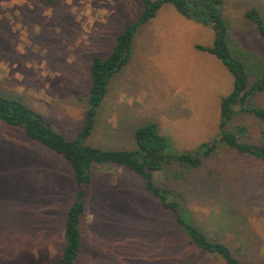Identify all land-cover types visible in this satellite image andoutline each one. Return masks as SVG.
Masks as SVG:
<instances>
[{
  "label": "rangeland",
  "instance_id": "obj_1",
  "mask_svg": "<svg viewBox=\"0 0 264 264\" xmlns=\"http://www.w3.org/2000/svg\"><path fill=\"white\" fill-rule=\"evenodd\" d=\"M155 1V0H153ZM264 0H228L225 18L233 54L251 82L264 72V40L244 18ZM142 0H0V96L41 113L69 140L85 127L93 59H106L116 37L139 19ZM210 27L164 5L139 26L128 64L115 74L86 144L131 150L146 122L180 150H194L218 132L221 98L233 88L232 74L213 55ZM264 107V93L253 100ZM257 142L264 126L240 115ZM154 173L157 185L175 192L165 208L147 181L130 168L94 163L80 224L75 264H224L194 243L178 217L209 239L226 243L243 264L264 257V162L221 144L198 170L174 179ZM77 181L65 158L28 138L23 128L0 121V264H57L63 255L68 213Z\"/></svg>",
  "mask_w": 264,
  "mask_h": 264
},
{
  "label": "trees",
  "instance_id": "obj_2",
  "mask_svg": "<svg viewBox=\"0 0 264 264\" xmlns=\"http://www.w3.org/2000/svg\"><path fill=\"white\" fill-rule=\"evenodd\" d=\"M57 0H49L54 3ZM144 10L138 20L130 24L115 40L112 52L106 59L95 57L91 66L92 84L87 99L85 127L74 140H69L59 132L41 113L23 103L0 96V121L13 127L23 128L25 135L62 155L70 163L77 181L76 201L71 207L64 233L65 247L57 264H75L81 248L82 233L80 224L86 212V198L92 183L94 163H111L130 168L141 175L148 189L161 199L165 208L180 210V204L169 202V196L175 192L155 183L154 173L171 170L174 179L186 178V173L203 167L204 162L212 158L221 144L239 154L251 155L264 162V130L257 142L243 140L249 136L248 128L239 125V135L229 128L233 120L240 115H252L264 126V107L253 104V100L264 93V72L251 82L248 68L232 51L230 27L225 18L228 0H142ZM172 5L176 11L188 20L206 27L214 33L212 46L197 45V50L215 56L232 74L233 88L220 101L218 132L209 141L201 143L194 150L180 151L170 139L161 134L156 122H146L134 133L135 146L131 150L102 149L86 144L96 124L97 114L106 97L112 77L129 62L135 34L140 25L153 19L164 5ZM264 40V20L256 8L244 14ZM181 211V210H180ZM178 222L187 233L191 243L200 248L218 254L224 264H243L231 248L223 242L211 240L193 223L178 217ZM260 264H264V257Z\"/></svg>",
  "mask_w": 264,
  "mask_h": 264
},
{
  "label": "crops",
  "instance_id": "obj_3",
  "mask_svg": "<svg viewBox=\"0 0 264 264\" xmlns=\"http://www.w3.org/2000/svg\"><path fill=\"white\" fill-rule=\"evenodd\" d=\"M90 189V188H89ZM86 208H87V206H86Z\"/></svg>",
  "mask_w": 264,
  "mask_h": 264
}]
</instances>
